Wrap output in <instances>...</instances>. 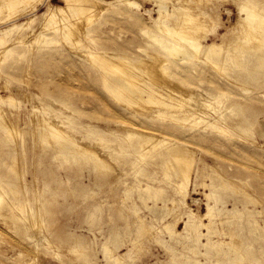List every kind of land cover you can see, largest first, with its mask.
I'll list each match as a JSON object with an SVG mask.
<instances>
[{
	"label": "rangeland",
	"instance_id": "rangeland-1",
	"mask_svg": "<svg viewBox=\"0 0 264 264\" xmlns=\"http://www.w3.org/2000/svg\"><path fill=\"white\" fill-rule=\"evenodd\" d=\"M93 1L96 10L94 23L103 31L99 34L101 38L92 42L90 37H82L80 51L69 46L72 54H80L88 45L92 50L102 48L113 53H122V49L124 54L139 58L145 56L143 50L148 48L147 35L145 36L141 31H155L157 26L160 28L162 22L156 24L154 22V19L162 16L158 14L160 4H165L162 12H171L172 3H177L178 0H169L170 3L168 0L165 2L163 0L158 4L154 0H133L141 6L136 10L140 18L138 24H134V19L126 14L124 7L117 5L115 0ZM201 1L206 5L205 10L212 14L203 41L221 42L220 37L227 32L230 23L237 21L240 12L237 0H207L208 3L205 0ZM65 2L66 0L36 1L34 10L17 18L16 23L20 26L4 40L3 48H10L9 43L12 39L21 34L34 31V34L27 36V40L30 41L35 34L43 33L49 12H52L53 17L60 23L58 12L60 8H64ZM261 2L263 3L259 8L263 9L264 0ZM10 24L2 26L7 27ZM63 42L59 41L58 45L68 46V42ZM35 44H32L33 48H40L41 51L46 52L47 48L44 44L41 47ZM17 53L18 51L0 53V96L7 97L10 91L13 92L16 102H13L14 104L6 102L4 106L14 113H22L26 118L27 126L25 120L20 121L19 125L24 124L25 129H32L33 124L38 121L36 115L50 114L45 116L52 118L50 120L56 124L60 123L59 127L65 128L72 134L78 144L90 147L89 149L93 150L92 154H97L96 156L100 158L108 156V164L112 165L106 172L104 167H101V171L100 168H93L88 160H67L61 157L55 159L52 156L54 152L52 145L55 146L56 140L50 138V143L44 144L40 140L35 141L39 131L33 129L28 136L24 153L16 154V159L17 157L19 159L16 161H20L17 163L18 167L15 166L16 171L7 173L5 177H0V180L11 179L12 187H21L20 195L27 194L26 199L24 198V211L27 214L31 207L34 210L35 207L41 208V211L40 209L38 211L37 220H39L37 224V220L31 217L30 220H35H32V224L36 226L29 223L35 228L28 225V229L24 232L13 225L4 229L5 231H0V264H115L103 252V244L108 243L111 247L112 242L114 247L117 246L115 243L119 246L116 247L117 249L112 246L113 252L125 256L121 264H264V250H262L264 249V138L259 136L260 130L264 127V89L233 84L226 87V97L217 101L209 100L205 92L209 88V80L213 78L222 83L226 78L210 63L202 62L200 65L202 73L193 75L192 83L194 92L207 100L201 99L206 102L207 107L202 109V112H205L201 121L195 120L196 118L191 119L185 126L183 122L174 121V123L168 118L131 117L129 114L133 115L135 111L149 112L146 107L154 110L156 105L141 107V109L146 108L144 110L140 107L137 109V106L131 107L133 109H130V106L127 108L125 103L121 105L112 94L91 80L94 74L89 70L86 65L88 63L84 59L56 55L43 66L35 61L18 58ZM12 63L17 68L8 71L7 67ZM253 96L258 99L251 102L250 98ZM96 97L103 98L105 102L97 100ZM195 100L191 98L188 100L189 104H194ZM212 101H215V104ZM235 101L242 104L244 112L252 107L258 113L252 120L254 124L250 132L246 131L248 134L240 131L238 136H233L228 130L217 131L215 126H209V120H212L215 112L213 109L228 107ZM117 114L128 116L132 122L137 123L135 129L161 136L158 139L163 140L165 145H162L159 151H147L141 154L137 152V155L131 145L138 137L134 139L136 136H132L134 137L132 140L129 136H116L117 132L125 133V129L119 127L116 122L119 120ZM67 117L70 120L65 119ZM243 117L240 116L241 119ZM14 121L10 124L14 125ZM190 124L194 127L199 125L201 128H206L208 130L206 137L200 140L196 135H190L185 131L191 128ZM106 125L115 129L116 135L95 132L94 128L104 130ZM14 136H11L13 139L2 137L3 143L13 145ZM165 139L170 142L167 143ZM175 143L186 147L190 160L193 159L191 181L188 183L189 187L187 185L184 190H179V184L183 180V177H180L182 175L179 176L170 168L167 170L160 163L161 149L167 146L166 144ZM205 165L210 167L205 169ZM211 167L215 171L213 168L212 171ZM195 169L199 170L198 173ZM15 173L21 177L18 178ZM215 173L220 174L221 177L215 176ZM218 177L226 179L229 187L218 189L217 184L221 181L217 179ZM211 183L215 184L218 201L212 204L214 208L208 214V197L204 196L210 193L211 189L209 186L207 189L206 185ZM0 184L2 185V181ZM148 185L150 191L146 189L148 190L146 192L145 188ZM238 186L244 187L248 193L247 198L245 193H234V189ZM6 195V200L15 198L11 190ZM249 195L260 203L258 202L256 206L248 203ZM38 198L39 200H36ZM246 208H249L250 212H247ZM214 209L218 210L217 213ZM189 210H192L196 216L208 214L207 218L202 217L205 223L215 217L213 222L217 221V223L214 228L226 229V234H234L233 237L223 236L229 244L218 248L205 247L201 245L202 242H206L205 238L197 242L193 232L186 234L185 222L189 219ZM168 224L174 228L173 233L167 230ZM114 225L121 227L120 239L117 238L115 243L110 237ZM36 227L41 230H37ZM43 237L46 241L42 239ZM212 238L218 240L217 231L213 232ZM76 240L79 242L77 243ZM134 241L139 249L136 247L137 250L133 249L128 255ZM238 241L242 245L232 252L228 251V248ZM22 253L23 255L18 258Z\"/></svg>",
	"mask_w": 264,
	"mask_h": 264
},
{
	"label": "bare ground",
	"instance_id": "bare-ground-1",
	"mask_svg": "<svg viewBox=\"0 0 264 264\" xmlns=\"http://www.w3.org/2000/svg\"><path fill=\"white\" fill-rule=\"evenodd\" d=\"M36 1L38 0H0V51L3 49V51H1L0 53L3 54L6 52L18 51V58L21 57L25 58L27 61H35L43 66L48 64L56 55L62 57H75L79 60L84 59V61L88 63L86 65H88L89 70L94 74V77L91 80H93L100 87H103L109 94H112L114 98L117 99L118 103H125L127 108L128 106H130V109L135 108L134 106H137V109L138 107H140L141 109V107H144L146 105H156V109L154 110H149L150 108L148 109V107H146L149 112L146 111L145 113H141L139 111H135L133 112V115L129 114L131 117H136L139 119H141V116L142 119H145L144 117L151 119L168 118L170 119L169 121L172 120V122H183L185 126L187 125V121L191 119L196 118L195 120L201 121L204 118V116H202L204 115L203 112H205H202V109L205 106L207 107L206 102L203 101L207 100L202 99L203 96L201 98L199 94L194 92L192 76L198 73H202L200 66L202 62L210 63L212 67L215 68V70L218 69L223 74V77L225 76L226 78L222 83L215 81L213 78L209 80V88L205 90V92L209 96V100L217 101L220 98L226 97V87H229L233 84L254 87L259 90L264 89V12H262L264 11V8H259V5L263 3L261 2V0H237L236 3L240 11L237 16V21L235 23H230V26L227 28V32L220 37L221 42L213 41L211 43H205L203 40L205 38L206 26L211 21L212 14L205 10L206 5L202 4L201 0H178L177 3L174 4L171 2L173 5V10L171 12H162L165 4H160L158 14H162V16L159 17V19H154V22L155 24L157 22H162L163 25L160 28L159 26H157V30L155 31H141L142 34L144 33L145 36L147 35L146 37L148 40L146 42V45L148 48L143 50V52H145V56H139V58H136V56L133 57L132 55H128L127 53L124 54V51L122 49V53H113L102 48H100V50H92L90 47H88V45L85 46L84 49H82L80 54H75L76 56L72 54V52L70 51L71 48H69L70 45L73 48L75 47L76 49H79L82 45V37H90L93 42L94 39L101 38L99 34H101V32L103 31L100 30V28L96 26L97 24L94 23L96 22L94 20L96 10L93 6V0H66L64 8H60L58 12L60 13L58 18L60 23H58V21H56V18L53 17V13L49 12L46 17L47 24L44 27L45 30L43 33H40L38 35L35 34L30 41L27 40V36L29 34H32L34 31L29 34H21L19 36H16L12 39V42L9 43L10 48L8 47L4 49V40H6V38L9 37L10 33L12 34L13 31L18 29L20 26L16 23L17 18L27 12H30L31 10H34ZM154 1L158 4L159 1L161 3L163 0ZM115 2L117 5L124 7V12L126 14H129V16L134 19V24H138L140 22V18L138 17L136 10H139L141 6L138 5L137 2L133 0H115ZM205 2H207V0H205ZM7 23L11 24L7 27L2 26L3 24ZM48 32H50V34H48ZM61 40L62 42L65 41V43L68 42V46L66 44H61V46L58 45V42ZM33 43H36L39 47L44 44L45 48H47L46 52L41 51L40 48H33ZM15 68L17 67H15L14 63H12L7 67V70L9 71ZM96 98L97 100L105 102L103 98ZM191 98L196 99V102L194 101V104H189L190 101L188 100H190ZM201 99L203 101H201ZM256 99L258 98L253 96L252 98H250V101L252 102ZM6 102H16L13 92L10 91L7 97L0 96V177L3 178L7 173H10L12 171L14 173L16 171L15 166L18 167L17 163L20 162L16 161L18 159V157L16 159V154L17 152L24 153L26 149V143L29 139L28 136L33 129L35 131L36 129L39 131L38 137L36 136L35 141L40 140L44 144L50 143V138L56 140L55 146L52 145L54 151L52 153V156L55 157V159L56 157H61L67 160H88L90 163H92L93 168H100V171L101 167H104L105 171L111 168L112 164H108L107 161L108 156L105 155V158H100L96 156L97 154H92L93 150L89 149L90 147L81 146L80 143L78 144L72 137V134H70L65 128L63 129L59 127L60 123L56 124L52 120H50L52 118H47L46 116L48 114L46 115V113L44 115H36L35 117H38L37 123L33 124L32 122V124L34 125L32 129H25V127L23 126L24 124L19 125V123L20 121L25 120V126H27L26 118L23 117L22 113H14L7 107H5L4 103ZM208 105H210V103ZM206 107L204 109H206ZM146 108H143L141 110H144ZM94 109L91 108V110ZM213 110L215 112H213L214 116L212 120H209V126H215L214 128L217 129V131L222 130L223 132V130H228L233 136H238V133L240 131L250 132L251 127L254 124L252 120L255 118L256 114H258L257 111H255L252 107H250L247 112H244L242 104L240 102L238 103L237 101L233 102L228 107L215 108ZM11 114H13L12 117ZM240 116L244 117L241 119ZM118 117L119 120L116 122L118 123L119 127L125 129V133H119L115 129H111V126L108 125H106L104 130L94 128L95 132L99 134L107 132L112 135H116L117 132V137L136 136L135 138L132 137V140L138 137V139L131 145V148L136 151V154L137 152L141 154L142 152L147 151H159V148L162 145H165L163 140L159 141L161 139H158L161 138V136H156V134H154L153 132L141 130L139 131L138 129H135L134 127L138 126L137 123H135L134 121L132 122L128 116L118 115ZM37 119L35 118V120ZM65 119L70 120L69 117ZM13 120H15V124L11 125L10 123ZM190 127L191 128H187V130L185 131L189 132L190 135H196L200 140L204 139L206 137V134L208 133V130L206 128H201L199 125L194 127L193 124H190ZM234 132H236V134ZM224 133L226 134V132ZM11 136L15 137V139L13 140L14 142L11 140V142H13V145L3 143L2 137L8 138ZM259 136L261 138H264V127L260 130ZM165 141L167 143L170 142L168 141V139H165ZM176 143L174 145L166 144L167 146L161 149L160 163L165 166L167 170L168 168H170V170L176 171V174L182 175H179L180 177H183L182 181L179 178L181 181V184H179V190H184L186 189L185 187L187 185L189 187L188 183L191 181L190 179L193 162L191 160L193 159L190 160V154H188L189 152L186 150V147L184 148L182 146L176 145ZM12 162L14 163L13 165ZM206 167L210 166L205 165V169ZM212 168L213 167H211V169ZM198 171L196 170V173H198ZM178 175L177 177H179ZM216 175H219L221 177L220 174L215 173V176ZM15 176H17L16 173ZM170 177H172V175L169 176V179ZM217 179H221V181L217 184L218 189L222 187H229V183L225 178V180L219 177ZM0 181H2V185L0 184V231H5L4 229L8 228L10 225L18 227L21 232H24L28 229L29 223L32 226H36V224H32V222L35 220L32 219V221L30 220V218L32 217L37 220V217H39L38 211L39 209L41 211V208L35 207L34 210L33 207H31L28 209V212L26 214L23 208L24 200L26 199L25 196H27V194L25 196H21V187H12L13 180L11 179L5 178L3 180L1 179ZM204 185L206 184H203V186ZM207 186H209L211 191L204 197H208L209 203L208 207H206L209 208L207 212L209 211L208 214H210L212 209L214 208V206L212 207V204H216L218 198H216L217 191L215 190V184L211 183L209 185H206V187ZM146 189H149L150 191L149 185L147 188H145V190ZM9 190H11L15 198L9 200L7 197L8 200H6L5 195L9 192ZM234 190V193H245L246 198L248 197V193L244 190V187L238 186ZM185 191L187 192V190ZM146 192H148V190H146ZM186 195L183 196L185 197ZM127 198L129 197L127 196ZM36 200H39V198ZM258 202L259 201L256 198H253L251 196L248 200V203H252L253 206H256ZM37 208L38 210L36 211ZM42 209L44 210L43 207ZM214 210L217 213L218 210ZM246 211L250 212L249 208H246ZM259 213L261 215V212ZM208 214H204L202 216L199 215V217L198 215L196 216L194 212H192V210H189V219L185 222L186 234L193 232L197 242H200L201 238H205L206 242H202V246H211L215 248H218V246L225 247L229 244V242L228 240H224L223 236L229 234H226V229L219 230L217 229V227L214 228V225L217 223V221L213 222L215 217L211 218L208 223L203 222L202 217L206 216L207 218ZM177 222L179 223V219ZM40 223H42V220H40ZM219 223L222 224L221 222ZM166 226L168 231H171L172 233L174 232V228L170 224ZM126 228V230L128 231V227ZM38 229L39 228H37V230ZM120 229L121 227L119 225H114L112 227L110 237L114 239V243L117 242V238L120 237ZM39 230H41V228ZM214 231H217L218 234L217 241L212 238V234ZM137 232L141 234L140 231ZM229 236L233 237L234 234H231ZM44 238L45 237H43L42 239ZM44 241L46 240L44 239ZM76 242L78 243L79 241L76 240ZM115 244L118 246V243ZM137 245L138 244H136V241H134L133 248L129 250L128 255L132 252L133 249H136ZM241 245L242 243L239 241L236 243L234 242V246L229 247L228 251L230 250L232 252ZM112 246L113 242L111 247ZM111 247L108 245V243L103 244V252L105 256L112 260L115 264H121L125 256L115 254ZM116 247L114 248L117 249ZM137 248L139 249V247ZM224 251L226 250H223V252ZM19 255L18 258L21 257L23 253Z\"/></svg>",
	"mask_w": 264,
	"mask_h": 264
}]
</instances>
